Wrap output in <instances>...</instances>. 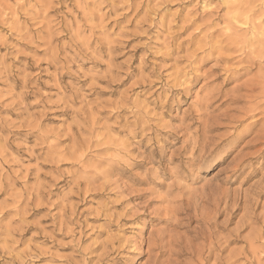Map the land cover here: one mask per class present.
<instances>
[{
	"label": "rangeland",
	"instance_id": "374dc122",
	"mask_svg": "<svg viewBox=\"0 0 264 264\" xmlns=\"http://www.w3.org/2000/svg\"><path fill=\"white\" fill-rule=\"evenodd\" d=\"M0 264H264V0H0Z\"/></svg>",
	"mask_w": 264,
	"mask_h": 264
}]
</instances>
